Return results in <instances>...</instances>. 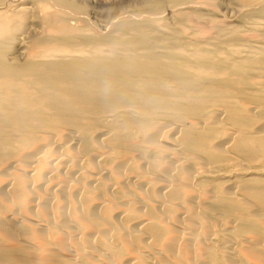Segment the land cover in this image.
<instances>
[{
    "label": "bare ground",
    "instance_id": "obj_1",
    "mask_svg": "<svg viewBox=\"0 0 264 264\" xmlns=\"http://www.w3.org/2000/svg\"><path fill=\"white\" fill-rule=\"evenodd\" d=\"M125 1L0 0V264H264V0Z\"/></svg>",
    "mask_w": 264,
    "mask_h": 264
},
{
    "label": "rangeland",
    "instance_id": "obj_2",
    "mask_svg": "<svg viewBox=\"0 0 264 264\" xmlns=\"http://www.w3.org/2000/svg\"><path fill=\"white\" fill-rule=\"evenodd\" d=\"M131 1V2H130ZM162 1L163 0H126L125 2H124V4L123 5H127L126 6V8L124 7L123 8V10L124 11H127V12H125V15H128V16H130L131 18H133V19H137V18H141V17H144V16H147V14L149 13V12H151V11H155V12H158V11H160V7H161V3H162ZM228 1V0H227ZM137 2V3H136ZM143 2H145L144 4V6H142V7H140V5L141 4H143ZM135 3V4H134ZM139 3H140V5H139ZM133 6V7H132ZM128 7V8H127ZM108 8H104V9H97L96 11H97V15H96V18H95V20H98V21H96V22H93V24L95 25V24H97V25H104L103 24V22H108V20H110L111 18H112V16H113V18L110 20V22H117V20H118V16H119V14L117 13V12H115L116 13V15H115V13L113 14L112 12L111 13H109V12H107L106 10H107ZM116 10V9H115ZM100 13H99V12ZM225 11V10H224ZM104 12V13H103ZM105 12L107 13V14H105ZM147 13V14H146ZM103 14H105V15H103ZM109 14V15H108ZM106 15H108L109 16V18L107 19L106 17ZM115 15V16H114ZM163 15V14H162ZM162 15H159V17L161 18L162 17ZM164 17H166V18H168V15H166V16H164ZM164 17H162V18H164ZM115 18V19H114ZM165 18V19H166ZM92 19V18H91ZM106 19H107V21H106ZM95 20H91V21H95ZM101 21H103V22H101ZM101 22V23H100ZM96 26V25H95ZM106 26H108V28H109V26L110 25H106Z\"/></svg>",
    "mask_w": 264,
    "mask_h": 264
}]
</instances>
